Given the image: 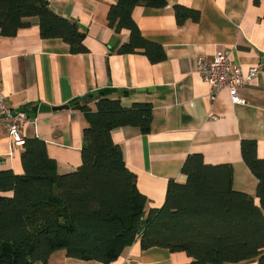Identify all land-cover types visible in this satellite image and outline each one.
Segmentation results:
<instances>
[{
	"label": "crops",
	"instance_id": "0c3cea01",
	"mask_svg": "<svg viewBox=\"0 0 264 264\" xmlns=\"http://www.w3.org/2000/svg\"><path fill=\"white\" fill-rule=\"evenodd\" d=\"M118 0H48L53 11L76 21L86 31L87 52L73 53L61 38H43L40 19L31 16L28 26L14 36L0 34V92L11 108L37 113L24 130L47 143L58 171L81 164L85 111L64 108L39 112L44 103L67 105L73 99L113 90L124 107L135 102L152 104L150 133L136 126L113 129L126 164L137 175V185L148 198L146 212L161 207L170 179L184 183L182 165L190 153H202L210 164L232 163L233 186L257 197L258 179L243 159L241 142L255 139L264 155V0H168L163 7L137 5L133 17L142 34L164 46L167 57L153 63L143 52L120 53L129 31L109 26L108 13ZM201 12V19L179 24L175 6ZM232 49L233 62L245 69L262 65V72L239 89L245 103H233L227 90L213 99L215 87L196 72L199 55L212 56ZM97 109V97L82 102ZM15 149L0 118V170L23 173L21 153ZM185 251L143 249L140 239L109 264H192ZM39 264V263H37ZM49 264H107L75 258L65 249L55 251ZM225 264H258L257 261Z\"/></svg>",
	"mask_w": 264,
	"mask_h": 264
},
{
	"label": "trees",
	"instance_id": "16d2710c",
	"mask_svg": "<svg viewBox=\"0 0 264 264\" xmlns=\"http://www.w3.org/2000/svg\"><path fill=\"white\" fill-rule=\"evenodd\" d=\"M167 3L118 0L111 5L109 26L129 31L120 53L143 52L153 63L167 57L164 46L147 39L133 17L139 4ZM175 15L179 24L201 19L199 10L179 4ZM31 16L39 17L43 38H61L73 53L88 51L86 31L53 11L48 0H0V34L14 36ZM99 93L96 110L82 105L88 125L76 169L59 172L45 140L34 136L25 137L23 173L0 170V264H49L59 249L109 264L137 239L143 249L185 251L192 264H264V155H258V142H241L243 159L258 179V201L234 188L232 163L210 164L202 153H190L182 165L186 182L170 179L163 205L146 212L148 198L112 131L131 125L150 133L152 104L124 107L113 90Z\"/></svg>",
	"mask_w": 264,
	"mask_h": 264
},
{
	"label": "built area",
	"instance_id": "2783aa9c",
	"mask_svg": "<svg viewBox=\"0 0 264 264\" xmlns=\"http://www.w3.org/2000/svg\"><path fill=\"white\" fill-rule=\"evenodd\" d=\"M232 49L216 52L212 56L199 55L196 59V72L205 81L215 87L213 99L221 90H227L233 103L243 104L239 89L254 80L262 72L261 64H254L247 69L235 64ZM0 118L4 122L7 134L15 149L23 148L25 143V127L33 121L27 109L8 107L5 96L0 92Z\"/></svg>",
	"mask_w": 264,
	"mask_h": 264
},
{
	"label": "water",
	"instance_id": "95a60500",
	"mask_svg": "<svg viewBox=\"0 0 264 264\" xmlns=\"http://www.w3.org/2000/svg\"><path fill=\"white\" fill-rule=\"evenodd\" d=\"M99 92H95V93H92L90 95H87V96H83L81 99H77V100H74L72 101L68 106H50V105H47V104H44L42 103L39 108H38V111L39 112H47V111H51V110H61V109H66V108H72V109H81L82 108V102L88 100L89 98H92V97H98L99 96ZM21 110H25L26 108L25 107H21L20 108ZM28 115L31 117V118H36L37 117V113H31V112H28Z\"/></svg>",
	"mask_w": 264,
	"mask_h": 264
}]
</instances>
